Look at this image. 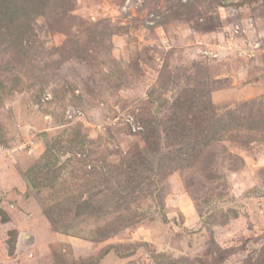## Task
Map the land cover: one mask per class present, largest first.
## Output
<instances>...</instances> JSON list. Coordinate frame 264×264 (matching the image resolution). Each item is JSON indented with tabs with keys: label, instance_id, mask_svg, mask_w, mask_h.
<instances>
[{
	"label": "rangeland",
	"instance_id": "1",
	"mask_svg": "<svg viewBox=\"0 0 264 264\" xmlns=\"http://www.w3.org/2000/svg\"><path fill=\"white\" fill-rule=\"evenodd\" d=\"M2 1L0 264H264V0Z\"/></svg>",
	"mask_w": 264,
	"mask_h": 264
},
{
	"label": "trees",
	"instance_id": "2",
	"mask_svg": "<svg viewBox=\"0 0 264 264\" xmlns=\"http://www.w3.org/2000/svg\"><path fill=\"white\" fill-rule=\"evenodd\" d=\"M14 1L15 0H12V2L11 1H2L3 2V5L5 6V10L6 11L9 10V12H10L11 10H13V8L15 7ZM205 96H206V94H203V97H205ZM203 97H202V101L201 102H197L198 103L197 104V108H198V111H199V112L197 111V113L198 114L201 113V120L203 119L202 116H204L206 114V112H207L206 111V109H207L206 102L203 101L204 100ZM182 106L183 105H178L177 106L178 110H177V113H175L177 116L174 115L171 119H169V120H171L169 123H166V121L164 122V124H163V132H164L165 136H167V137L168 136L177 137L176 136V131L177 132H179V130L181 131V127H182V125L179 124L178 121H176L177 120V117H179V116L180 117H187V116H189V113L192 112V110H189V105L188 106H185V107H182ZM197 118H195V120ZM199 123H198V125L193 130L200 129V128L202 129V127H203L202 121H201V124L200 125H199ZM201 133H202V131H201ZM204 138L205 137L202 134H201V136H198V137L194 138V140H196L195 141L196 142V146H197L198 142L200 143L202 141V139L204 140ZM147 142L150 143V144L152 143L149 140H147ZM193 147H195V146H193ZM184 150L185 149H182L180 147H176L175 150H172V152H173L172 155L169 154V156H168V153L162 152L161 155H160V157L157 159V161L163 162L161 164L162 165L161 169L162 168H165L166 166H171L172 164L184 163L185 162V154L187 153ZM135 157L138 158V160L142 161L141 160L142 159L141 153L133 155L131 157V160L132 161H135ZM135 164H137V163H135ZM145 167L148 168L147 165H145ZM126 168L127 169L130 168V163L125 166V169ZM123 173H124V171H123Z\"/></svg>",
	"mask_w": 264,
	"mask_h": 264
}]
</instances>
